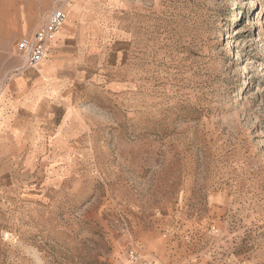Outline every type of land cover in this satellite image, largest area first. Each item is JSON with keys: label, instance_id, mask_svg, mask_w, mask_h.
I'll return each mask as SVG.
<instances>
[{"label": "rangeland", "instance_id": "obj_1", "mask_svg": "<svg viewBox=\"0 0 264 264\" xmlns=\"http://www.w3.org/2000/svg\"><path fill=\"white\" fill-rule=\"evenodd\" d=\"M105 5L42 79L0 30V264H264V0Z\"/></svg>", "mask_w": 264, "mask_h": 264}, {"label": "crops", "instance_id": "obj_2", "mask_svg": "<svg viewBox=\"0 0 264 264\" xmlns=\"http://www.w3.org/2000/svg\"><path fill=\"white\" fill-rule=\"evenodd\" d=\"M106 0H75L68 8L67 19L54 42L50 45L47 58L42 67L37 71L38 77L42 79L58 69L63 59V43L76 39L78 40L79 53L84 49L102 51L103 54H112L119 58L128 48V38L123 35L113 37L112 32L118 30L112 26V22L107 18L105 12ZM43 0H0V30L17 32L16 50L24 61V56L18 48L19 42L23 38L31 37L45 16L41 13ZM112 52V53H111ZM80 62V60H77ZM0 65H1V44H0ZM25 66V61H24ZM26 67V66H25ZM17 84H23L22 79H18ZM1 86V67H0ZM0 88V117L7 106V91ZM11 94H8V97ZM11 98H8L10 100ZM7 100V101H8ZM4 135L0 132V143Z\"/></svg>", "mask_w": 264, "mask_h": 264}, {"label": "built area", "instance_id": "obj_3", "mask_svg": "<svg viewBox=\"0 0 264 264\" xmlns=\"http://www.w3.org/2000/svg\"><path fill=\"white\" fill-rule=\"evenodd\" d=\"M69 0H56L54 6L45 14L33 35L23 38L18 48L25 59V66L32 68L41 65L47 58L50 45L56 39L60 29L67 19V10L64 4ZM133 259H138L132 254ZM143 264H154L153 261H144Z\"/></svg>", "mask_w": 264, "mask_h": 264}, {"label": "bare ground", "instance_id": "obj_4", "mask_svg": "<svg viewBox=\"0 0 264 264\" xmlns=\"http://www.w3.org/2000/svg\"><path fill=\"white\" fill-rule=\"evenodd\" d=\"M64 24H65V23H64ZM64 24H63V26H64ZM63 26H62V27H63ZM60 31H61V30H60ZM60 31H59V32H60Z\"/></svg>", "mask_w": 264, "mask_h": 264}]
</instances>
